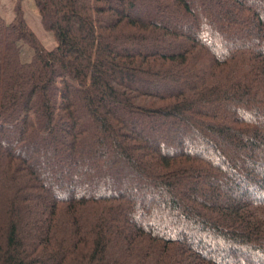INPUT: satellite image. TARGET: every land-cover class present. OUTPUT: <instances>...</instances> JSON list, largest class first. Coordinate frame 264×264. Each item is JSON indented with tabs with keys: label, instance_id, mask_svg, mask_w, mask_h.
<instances>
[{
	"label": "trees",
	"instance_id": "16d2710c",
	"mask_svg": "<svg viewBox=\"0 0 264 264\" xmlns=\"http://www.w3.org/2000/svg\"><path fill=\"white\" fill-rule=\"evenodd\" d=\"M24 1L0 5V264H264V0H31L50 50Z\"/></svg>",
	"mask_w": 264,
	"mask_h": 264
},
{
	"label": "rangeland",
	"instance_id": "374dc122",
	"mask_svg": "<svg viewBox=\"0 0 264 264\" xmlns=\"http://www.w3.org/2000/svg\"><path fill=\"white\" fill-rule=\"evenodd\" d=\"M0 1H1L0 5L3 7V13L5 15L7 12L10 13L11 7H12V3L10 4L11 1L10 0H0ZM26 3L28 4V1L25 2V5H26ZM29 3H32V2H29ZM25 5H24V8H25ZM27 7H28V5H27ZM28 9H29V12H31V13H29V16L36 20L38 30H35L34 27L32 26V24L29 25V27L32 29L33 33L37 36V38L41 41L42 45L46 49H48V50L53 49L55 46V41H54L52 34L50 32L45 31L41 27V25L39 24L38 20L36 19L37 16L35 14H37V12H36L35 8L33 6H30V8H28ZM40 32H42V33H40ZM27 59H28V55L26 54V52H24L23 53V60H27ZM117 114L119 116L122 115V113L120 111H118ZM121 117H124V116L122 115ZM126 122H128L127 118H126ZM159 198H160L159 199L160 201L166 200V196H164V195H162Z\"/></svg>",
	"mask_w": 264,
	"mask_h": 264
},
{
	"label": "crops",
	"instance_id": "0c3cea01",
	"mask_svg": "<svg viewBox=\"0 0 264 264\" xmlns=\"http://www.w3.org/2000/svg\"><path fill=\"white\" fill-rule=\"evenodd\" d=\"M11 2H10V4L12 3V0H10ZM26 1H28V4L26 3V5H25V2ZM29 2H32L31 0H25L24 1V3H23V9H24V18H25V20H26V22L28 23V25H31L32 24V26L34 27V29L35 30H38V26H37V24H36V20L34 19V18H31L30 16H29V13H31V12H29V9L28 8H30V6H33L34 7V5H33V2L32 3H29ZM0 3H1V1H0ZM24 5H25V8H24ZM27 5H28V7H27ZM3 8V7H2ZM36 10V9H35ZM37 12V11H36ZM37 17H36V19L38 20V22H39V24H40V20H39V16H38V14H35ZM6 18L9 20L10 18H11V12L10 13H6ZM41 25V24H40ZM42 27V26H41ZM41 31V30H40ZM40 33H42V32H40Z\"/></svg>",
	"mask_w": 264,
	"mask_h": 264
}]
</instances>
